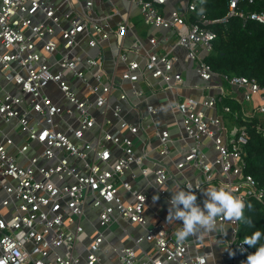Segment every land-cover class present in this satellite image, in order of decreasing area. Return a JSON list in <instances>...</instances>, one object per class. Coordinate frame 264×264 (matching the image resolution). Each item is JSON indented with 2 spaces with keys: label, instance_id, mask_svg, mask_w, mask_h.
Returning <instances> with one entry per match:
<instances>
[{
  "label": "built area",
  "instance_id": "1",
  "mask_svg": "<svg viewBox=\"0 0 264 264\" xmlns=\"http://www.w3.org/2000/svg\"><path fill=\"white\" fill-rule=\"evenodd\" d=\"M100 1L113 10L101 11L97 0H0V264H246L252 249L243 242L244 219L217 217L215 230L178 245L182 222L167 223L154 209L151 223L146 210L155 196L169 204L174 190L189 189L203 208L204 192L223 188L245 208L255 198L264 214V188L246 171V126L230 128L207 113L224 92L182 96L185 78L175 70L185 49L202 80L221 75L242 89L240 107L258 97L252 112L224 104L234 121L240 112L264 115V85L217 72L205 59L217 37L214 23L233 16L264 22V11L245 13L240 0H230L224 17L210 18L197 11L199 0H131L149 27L171 31L143 39L129 13ZM129 30L134 38L126 46ZM158 90L172 96L167 108L180 117V138L191 142L176 146L170 129L156 126L153 160L148 145L138 152L133 137L154 124L158 109L150 98ZM123 102L136 110L138 124L127 120ZM258 127L264 130V119ZM140 178L145 185L137 186ZM113 225L131 244L111 241Z\"/></svg>",
  "mask_w": 264,
  "mask_h": 264
},
{
  "label": "trees",
  "instance_id": "2",
  "mask_svg": "<svg viewBox=\"0 0 264 264\" xmlns=\"http://www.w3.org/2000/svg\"><path fill=\"white\" fill-rule=\"evenodd\" d=\"M229 4L230 0H199L197 11L200 12L203 8V13L208 17L222 18L229 11ZM238 8L245 13L264 11V0H240ZM211 27L216 31L217 37L213 42V49L205 57L206 61L217 72L256 78L264 85V22L233 16L228 21L214 23ZM239 106L233 108L239 109ZM238 122L246 126L250 134L245 146L246 171L264 188V130L258 127L257 116L246 117L240 112ZM256 231L261 232V238L256 246L251 247L252 254L260 244H264V214L260 203L251 197L246 202L241 234L243 237H251Z\"/></svg>",
  "mask_w": 264,
  "mask_h": 264
},
{
  "label": "crops",
  "instance_id": "3",
  "mask_svg": "<svg viewBox=\"0 0 264 264\" xmlns=\"http://www.w3.org/2000/svg\"><path fill=\"white\" fill-rule=\"evenodd\" d=\"M177 0H174L176 2ZM113 2L121 9L122 13L127 15L129 13V20L130 24L132 26V29L134 32L141 38L146 39L150 35H156L158 37H161L163 34H170L171 31L165 30V29H156L154 27H149L147 23H145L142 15L140 14L139 7L135 5L134 3L131 4V0H113ZM97 8L101 11H111L113 10V5L108 1H100L97 0L96 2ZM174 4L171 3L170 7H172ZM142 17V19H141ZM117 21V17H112L111 22L114 25ZM134 38L132 30H129L125 37V45L130 46L132 40ZM186 50L185 49H179L178 55L180 57L179 62L175 65V70L180 71L183 74V77L185 78V83L182 85V87L179 88V93L182 96H212V95H218L221 92H224L226 97L224 98L223 102H220L217 107L207 109L208 114H217L223 117V119L228 120L230 125L239 124L238 121H234V119L231 118V115L226 114L223 111V105L229 104L232 107L239 106V104L243 100V91L242 89L231 85L223 76L221 75H215L214 78H212L211 81H204L202 80L196 71V62L187 59L186 57ZM114 61L107 52V60H106V66L108 68H113ZM124 67L121 65L119 67V71L123 70ZM158 82V81H157ZM226 82L228 84H226ZM115 99V98H114ZM131 100L133 102H139L140 106L145 110L144 102L139 101L136 97L131 96ZM172 100V96L170 93L158 90V93H156L153 97L150 98V101L154 103V105L157 107L158 112L154 114L152 121H154V124H152L150 127L146 128L145 130H140L138 135H134V140L136 142L137 150L138 152H141L144 148V146L147 144L150 150V157L154 160L159 158V152L158 148V140L156 138V126L158 128H169L172 134V137L175 139V145L181 146L186 141L191 142L190 139H187L186 141L183 140V138H180L184 136V131L182 127L180 126L181 121L178 114L175 115V112H172L167 107L169 105V102ZM259 99L256 96L253 103H250L249 106L245 104L243 107L239 106V109L245 108L248 111H253L254 107L257 105ZM123 105L125 106V111L129 110V104L127 102H123ZM238 109V108H237ZM147 115V113H146ZM127 120L131 123L138 124V114L136 113V110H129L126 116ZM147 123H150V119L146 120ZM121 134L130 135V132L128 130H121ZM173 158L175 160H179V154L175 153L173 155ZM172 161H169L171 164V168L175 170L174 164L171 163ZM129 178V177H127ZM146 180L144 178H140L139 181L136 182L137 186H143L145 185ZM168 188L170 191L174 190V186L172 182H169ZM146 190L150 194L156 195V190L152 185H147ZM124 193V191L122 190ZM146 210V216L149 220V222L154 223L156 221L155 215H154V209H158L163 217L168 216V210L170 205L164 201L163 199H158L155 202L153 201ZM113 228V227H112ZM133 231L139 232L138 227H133ZM115 235L111 236V241L114 243H128L131 244V241L125 238L123 233L120 229L116 228L114 229ZM142 232V230L140 231Z\"/></svg>",
  "mask_w": 264,
  "mask_h": 264
},
{
  "label": "clouds",
  "instance_id": "4",
  "mask_svg": "<svg viewBox=\"0 0 264 264\" xmlns=\"http://www.w3.org/2000/svg\"><path fill=\"white\" fill-rule=\"evenodd\" d=\"M203 11L204 9L201 8L200 13L202 14ZM204 195L206 199L201 208L197 204L196 194L191 189L173 191L166 222L171 223L173 220L182 222V227L174 233L178 245H183L190 235L215 230L217 217L233 222L244 219V202L234 197L229 191L223 188H210L204 192ZM153 199L158 200L159 197L155 196ZM260 238L261 232L256 231L251 237H245L243 242L252 247L260 242ZM229 254L235 255L234 252ZM200 264H203V260ZM247 264H264V244H260L255 253L248 255Z\"/></svg>",
  "mask_w": 264,
  "mask_h": 264
},
{
  "label": "rangeland",
  "instance_id": "5",
  "mask_svg": "<svg viewBox=\"0 0 264 264\" xmlns=\"http://www.w3.org/2000/svg\"><path fill=\"white\" fill-rule=\"evenodd\" d=\"M184 1H186V0H184ZM173 7L174 6H172V8ZM141 19H142V17H141ZM226 84H228V83L226 82ZM246 104H247V106H249L250 103L249 102H246ZM256 116L259 117V118H261V119H264V115H262V114H260L258 112L256 113ZM226 124L231 128V125H230V123H229L228 120H226ZM116 228H117V226L116 225H113V229H116ZM123 235H125V233ZM144 245H147V243L145 242Z\"/></svg>",
  "mask_w": 264,
  "mask_h": 264
}]
</instances>
